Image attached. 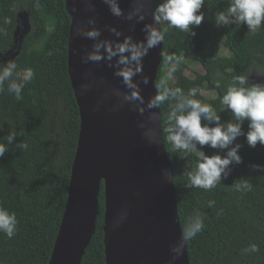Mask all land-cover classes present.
<instances>
[{"label": "trees", "instance_id": "1", "mask_svg": "<svg viewBox=\"0 0 264 264\" xmlns=\"http://www.w3.org/2000/svg\"><path fill=\"white\" fill-rule=\"evenodd\" d=\"M153 2L157 9L165 0ZM230 3L204 0L197 13H203L204 20L190 26L189 32L160 22L163 59L156 87L158 95L167 97L159 106L179 218L183 232L196 218L203 219L204 225L187 241L190 264H264V145L249 146L250 122L237 121L232 110L221 103L229 85H264V25L252 33L246 23L218 24L216 16L227 13ZM71 23L65 0H0V72L15 65L11 76L0 83V144L7 149L0 157V208L14 212L18 221L12 238L0 232V264H49L55 248L81 128L68 67ZM168 56L177 59L169 61ZM191 64L202 66L203 72L187 76ZM238 76L245 77V84L234 79ZM13 83L22 86L19 100L10 90ZM177 88L181 93L173 95ZM192 88L197 89L194 97L188 95ZM187 99L211 105L219 116V121L202 116V126L226 128L229 123H239L242 135L224 149L195 141L190 149L175 148L168 140V130L175 127L171 114L190 111H177ZM9 136L13 137L10 142ZM23 144L28 147H21ZM236 145H240L241 162L230 163L216 187L191 186L198 153L223 158ZM243 183L251 188L238 189ZM210 202L214 203L209 206ZM104 225L103 183L96 232L82 264H107ZM251 244L259 251L244 252Z\"/></svg>", "mask_w": 264, "mask_h": 264}, {"label": "water", "instance_id": "2", "mask_svg": "<svg viewBox=\"0 0 264 264\" xmlns=\"http://www.w3.org/2000/svg\"><path fill=\"white\" fill-rule=\"evenodd\" d=\"M65 2L72 17L68 67L81 128L67 205L49 264H82L96 232L103 183L107 264H190L161 109L149 107L158 95L163 38L143 56L141 70L133 77L141 100H132L133 89L116 75L126 67L118 64L119 55L109 60L101 47V60L88 58L97 44L115 47L128 38L146 44V26L162 33L160 22L154 20V2L115 0L120 15L112 13L109 0ZM93 30L99 35L88 37ZM18 33L19 28L15 37ZM181 247L177 256L175 250Z\"/></svg>", "mask_w": 264, "mask_h": 264}, {"label": "clouds", "instance_id": "3", "mask_svg": "<svg viewBox=\"0 0 264 264\" xmlns=\"http://www.w3.org/2000/svg\"><path fill=\"white\" fill-rule=\"evenodd\" d=\"M111 11L114 15H120L121 9L115 2V0H109ZM204 0H165L157 9L154 14V20L159 23L166 21L169 26L175 27L180 31L189 32L190 26H198L204 20L203 13L197 14L202 8ZM230 17L234 18V21L230 20ZM143 19V17H141ZM216 22L218 24H229L230 22L246 23L252 33H256L258 29L264 25V0H231L230 6L227 9V13L220 12L216 16ZM147 31V43L135 44L131 42V38L126 39L123 43L117 44L115 47L111 43L106 46L104 44H97L96 51L89 55V59L92 61H99L103 58L100 54V48L105 47L107 58L111 60L113 57L119 55L120 59L118 64L125 65L117 71L116 75L122 78L124 84L133 89L130 98L132 100H141V96L136 90V86L133 83V77L140 70V62L147 54V51L155 47L162 40V33L151 25L146 26ZM194 35L195 33H191ZM86 35L90 38H95L99 35L98 31H88ZM129 53L130 55H125ZM167 60H175L177 57L168 56ZM135 63L136 67L131 65ZM14 64H9L0 72V83L7 80L11 74ZM31 70H28L27 76L31 77ZM238 80L240 85L245 84V77L238 76L234 78ZM147 83V78L145 79ZM219 83L216 87H219ZM21 85L11 84L10 90L14 91L17 96V100L21 99ZM197 92L196 88L189 90V96H195ZM181 93V89L177 88L173 95ZM167 97L165 95H157L150 102L149 107H156L163 102ZM221 103L227 108L231 109L237 121L248 120L250 122V131L247 133V142L249 146L255 147L257 143L264 145V85H253L249 88L238 87L235 84L227 87L226 93L221 98ZM188 108L186 114H179L174 111L171 115L175 119V127L170 128L168 131L170 135L168 140L177 149H190L194 147L193 141L199 145H209L212 148H228L233 141L242 135L241 126L239 123H229L227 127L217 126L208 127L202 126L201 117L206 120L219 121V116L216 115L211 105L202 104L196 99H187L185 102L180 103L177 106V111L184 112V109ZM12 136L8 137L9 142L12 140ZM23 148H27V144L21 145ZM240 145H236L227 152L226 157L219 155L206 156L203 152L198 153L199 163L197 164L196 171L190 175L191 186L196 188H203L205 190H211L216 187L220 182L222 173L230 163L235 161L241 162L239 156ZM6 146L0 144V157H2L6 151ZM259 167V166H257ZM237 188L250 189L251 185L243 183L237 185ZM214 202H210L209 206ZM17 217L14 212H9L5 208H0V232H3L8 238H12L16 232ZM203 219L196 218L191 220L184 231L185 243L190 239L196 237V235L203 230ZM177 256L182 254V247L177 248ZM246 253L257 252L259 248L256 244H251L248 248L243 250Z\"/></svg>", "mask_w": 264, "mask_h": 264}, {"label": "rangeland", "instance_id": "4", "mask_svg": "<svg viewBox=\"0 0 264 264\" xmlns=\"http://www.w3.org/2000/svg\"><path fill=\"white\" fill-rule=\"evenodd\" d=\"M196 71L198 73H202L203 72V68L200 65H196V64H191L190 65V69L186 71V75L189 77H195L196 75ZM204 94L208 95V96H214L213 93L209 92V91H204Z\"/></svg>", "mask_w": 264, "mask_h": 264}]
</instances>
